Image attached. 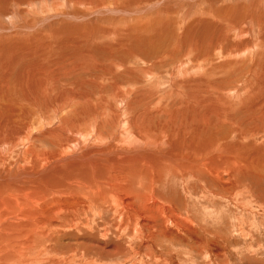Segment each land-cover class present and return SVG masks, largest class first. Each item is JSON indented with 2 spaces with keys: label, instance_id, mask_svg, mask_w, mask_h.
Listing matches in <instances>:
<instances>
[{
  "label": "bare ground",
  "instance_id": "6f19581e",
  "mask_svg": "<svg viewBox=\"0 0 264 264\" xmlns=\"http://www.w3.org/2000/svg\"><path fill=\"white\" fill-rule=\"evenodd\" d=\"M164 82L171 88L160 93ZM238 96L264 118V0H0V173L10 165L0 174V264H30L60 231L90 232L97 209L119 223L131 205L115 185L128 195L148 185L134 201L158 205L174 225L192 218L166 188L180 201L194 189L231 197L248 151L227 140L260 131L226 112ZM50 114L54 123L36 132ZM18 234L27 255L13 252Z\"/></svg>",
  "mask_w": 264,
  "mask_h": 264
},
{
  "label": "rangeland",
  "instance_id": "374dc122",
  "mask_svg": "<svg viewBox=\"0 0 264 264\" xmlns=\"http://www.w3.org/2000/svg\"><path fill=\"white\" fill-rule=\"evenodd\" d=\"M164 83H162L161 87H158V89L160 88V93H166L168 89L171 88L170 83L166 82L165 85H163ZM143 84H145V81ZM236 102L237 105L234 108H229V110L226 111L230 112L229 115L235 118L234 122H236V124L242 123L243 130H246L248 126L256 125L257 121L260 131L257 133V138L251 136L249 140H245L241 138V134L236 135L235 133H231L230 136L234 139L232 140L229 137L227 140V142L231 140V142L229 141L228 143L233 142L234 146L238 147L240 151H243L242 148H244L246 152L248 151L245 158L247 163L246 168L239 169L238 172L239 177L236 181L239 180L236 184L237 187H240L238 191H234V196L231 195V197H229V193H227L226 196L211 195V193L210 195H208L209 193L201 194L200 190L198 191V189H194L192 193H187L186 201H180L179 197L181 195L173 193V196H171L172 194L170 195L168 193L167 188L165 189L163 184L161 190L165 189L164 196H167H162L161 191L159 197H168L172 199V202L176 201L175 205L178 210L180 208V211L185 210L187 205L188 212L191 214L192 219L191 221L189 220L190 222L183 220L185 218V215H183V219L178 220L180 223L177 224V226L174 225L173 219L167 224L165 223V218L170 217L168 213L156 214L157 211L155 210H158V205H153L151 203L153 211L149 212L144 210V207H150V205L142 206L144 205V201H142L143 199L135 198L134 201L133 198L136 197V194L144 195L148 193V185H138L136 191L134 189L136 192L135 195L131 193L128 195L115 185L114 189L125 198L126 204L133 207L129 208L126 206V208H121L123 210V218L119 223L114 221V219L117 218L115 216L117 215L116 211L113 213L108 211L104 214L101 212V214H99L100 210L97 209L95 215L91 214L92 218L89 216V225L91 224L93 227L90 229L91 233L85 231L84 233L79 231V233L78 231H67L66 229V231L58 232L55 235H58V237L61 236V239L53 244L48 242L49 244L46 245L48 249L45 248L46 250L41 253H38L37 251L35 253L34 251L32 253L33 256L36 254H38V256L33 258L30 261V264H264V170L261 171L257 168L261 163L263 164L264 161V140L260 139L263 135L261 130L262 132L264 131V118L258 116L257 118L255 113V115L253 114L254 118H251L250 116L252 115L254 108H252V110L249 109V112L251 113L244 111L246 108H242L245 107V105L241 103L240 96L236 97ZM243 114L245 115L243 116ZM50 115L51 117L46 119L43 123L40 122L35 125V127H37V125L40 126L36 132H45L46 127H49V125L51 126V124L54 123L56 120L53 117L54 114ZM247 116H249V118ZM240 117L241 119L238 120ZM246 117L248 119H246ZM255 117L257 119H255ZM154 118L155 116L150 118V121L152 122L151 129H158L160 125L156 121H153ZM187 119V109H185L184 116L182 115L181 118L180 116H175V121L177 122L174 121V125L177 127L176 129L181 128L183 126L181 123H185ZM209 119L211 120V117ZM252 119L253 121H250ZM181 120L183 121L181 122ZM41 124H45V126ZM126 124H129L128 120H126ZM230 125V129L231 127L234 128V125L231 127ZM244 125H246V127ZM220 127L217 129V132L223 131L222 134L225 135L226 126H223L225 129H222V126ZM209 128L210 125L208 126V129ZM222 134H219V137H221ZM174 139L183 145L190 142H185L183 139L181 141V139L171 137V141H174ZM178 142H175L174 144L178 145ZM30 147L27 146L24 150L26 153L23 151L26 159L27 157L29 158L26 154L30 150ZM65 153L66 151L63 150L61 155ZM82 154L87 157L90 156L85 151H82ZM12 156H14V154H12ZM100 166L104 167L103 165ZM9 167L10 165L5 166L1 173L3 175L8 174ZM95 170L96 169H94V171ZM1 177L6 178L5 176ZM225 177H228L227 174H225ZM232 178L231 182L234 183V176ZM180 180L181 179L176 177L174 181H172V186L176 185L177 188L175 187V189H181V192H183L184 189L180 184ZM0 181L4 182L5 180ZM92 185L97 187L98 182H93ZM79 189L81 190L78 195L79 198H81V195L85 190H83L82 187ZM90 192L93 195H96V192L92 189ZM100 194L101 192L97 188V195ZM62 199L63 197H61V200ZM61 202L65 203V201ZM67 203H70L69 205L75 204L72 200L67 201L66 204ZM108 208H110V206ZM116 210H118V208H116ZM133 211L136 213L140 212L143 215L133 214ZM182 212H179L177 215L182 214ZM125 214L128 215L129 218H126ZM134 216L135 218H133ZM93 217L95 218L94 220ZM138 220L140 224L137 226L140 227L142 231L141 233L134 231L135 226L133 224ZM18 222L20 221H16L15 223ZM115 222L119 226L121 225L125 230H119L117 225L115 226L112 224ZM104 226L107 228L108 226H111V231H104ZM153 227H155L154 231ZM163 227L166 228L163 231H166L167 233L162 231ZM19 233L21 234L23 232L19 230ZM20 234L15 236L13 252L20 250L27 255L31 250L33 251V249L28 248V251L24 252V246L22 247L21 242L17 240L23 238ZM46 242L47 241H45V243ZM51 247L52 250L50 249ZM53 247H55V249H53Z\"/></svg>",
  "mask_w": 264,
  "mask_h": 264
}]
</instances>
